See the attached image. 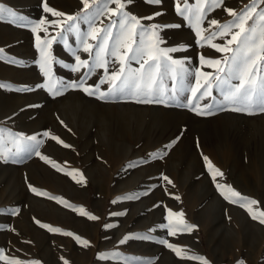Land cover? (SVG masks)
I'll use <instances>...</instances> for the list:
<instances>
[{"label": "rangeland", "instance_id": "rangeland-1", "mask_svg": "<svg viewBox=\"0 0 264 264\" xmlns=\"http://www.w3.org/2000/svg\"><path fill=\"white\" fill-rule=\"evenodd\" d=\"M46 2L65 16L44 13L43 0H0V4L31 21L44 18L59 23L68 16L80 17L61 26L78 25L85 35L89 31L85 15L96 28H106L117 21L108 11L116 8L110 0H89L87 9L81 0ZM177 3L184 7V0H162L159 6L135 0L125 8L138 18L156 11L162 13L154 21L142 20L146 26L157 21L182 25L159 33L163 39L160 47H179L173 58L188 69V74L178 76L176 81L177 89L183 88V93L167 105L137 103L125 96L100 100L80 89H66L53 97L46 89L36 87L43 82L37 63V34L31 26L0 21V49L19 62L10 65L0 61V82L11 85V89H0V152L9 154L7 161L0 159V249L6 258L0 259V264L11 259L22 264H199L178 258L159 240L180 247L182 256H202L209 264H264V224L219 194L203 159L207 156L223 172L219 183L257 200L258 209L264 210V112L253 109L249 114L224 108L227 85H214L211 95L199 101L201 107L213 105L209 115H196L182 106L191 97L188 89L195 86L197 69L215 75L214 69L201 66L199 56L221 59L224 54L196 43L198 37L188 21L176 12ZM251 3L252 0H223L222 7L206 6L202 27L214 31L215 26L208 23L211 19L220 24L233 20L225 7L240 13ZM187 5L195 8L196 0H187ZM261 9L264 5L258 4L257 11ZM252 24L248 21L249 26ZM46 27L56 37L51 50L60 63L53 65L54 77L69 83L86 79V86L98 85L105 76L103 69L97 68L85 77L87 69L73 73L63 67L73 64L74 58L57 35L61 29L51 24ZM118 31V27L113 28V39ZM38 34L42 38L45 35ZM63 35L73 50L79 47L75 33ZM99 39L89 37L88 42L95 45ZM136 40L138 44L139 37ZM223 42L219 38L213 41ZM112 43L109 41L110 48ZM78 54L92 65L95 49L91 56L82 50ZM106 59L110 73L119 68L111 55ZM129 64L132 69L140 68L135 60ZM259 76H264V71H258ZM164 83L171 89L172 81L167 76ZM108 87L107 83L100 85L102 91ZM22 88L29 91L15 90ZM46 131L49 137L43 136ZM20 135L42 139L40 153L62 170L57 171L28 150V143L21 145L26 149L21 157H12L10 152L16 150L14 137ZM51 136L70 147L56 143ZM69 172L82 174L84 183L77 184L65 174ZM79 174L76 179H80ZM30 185L46 195L34 194ZM128 196L136 199H125ZM176 196L180 199L176 200ZM49 197L58 198L60 203ZM80 209L87 215H81ZM13 210L15 215L11 214ZM169 210L182 211L184 220L197 227L191 233L169 236L167 229L159 227L168 223ZM88 215L98 219L89 220ZM41 224L48 227L42 228ZM109 224L111 228L106 227ZM68 232L72 235L64 234ZM143 234L152 240L131 239L120 244L124 236ZM77 236L80 241L75 239ZM85 240L87 245L83 244Z\"/></svg>", "mask_w": 264, "mask_h": 264}, {"label": "snow or ice", "instance_id": "snow-or-ice-1", "mask_svg": "<svg viewBox=\"0 0 264 264\" xmlns=\"http://www.w3.org/2000/svg\"><path fill=\"white\" fill-rule=\"evenodd\" d=\"M81 2L85 9H87L89 0H81ZM110 2L115 4L116 8L108 11L112 16L117 17V21L110 22L106 28H96L88 16L85 15L83 20L89 24V31L86 35L80 33L78 25L68 24L66 28L61 26L68 21L80 19V17L68 16L66 21H60L59 23L44 18H41L39 21H31L23 15L18 14L11 7L3 4H0V21L6 20L19 27L31 26V31L37 34L35 37V47L39 52L40 59L37 63L43 77V82L36 85V87L46 89L53 97L59 96L66 89H80L87 95L94 96L100 100H108L115 96H125L134 99L137 103L143 104L167 105L170 102H176L178 95L184 91L183 88L177 89V78L178 76L183 77L188 74V69L181 60L173 58L172 54L179 51V47H160L163 39L159 33L167 28L179 29L182 25L161 24L157 21L146 26L142 23V20L154 21L162 13L156 11L154 15L138 18L137 15L130 14L129 11L125 10L126 6L135 3V0H110ZM145 3L149 6H159L162 0H145ZM258 4L264 5V0H252L251 5L246 6L240 13L225 7L224 10L229 16L233 17V20L220 24L216 19H211L208 23L211 26H215L216 30L209 31V29L202 27L207 10L206 6L210 8L222 7L223 0H196L195 8L188 7L187 0H184L183 8L177 3L176 12L184 20L188 21L189 26L195 32L196 37H198L196 43L201 47H204L206 44L217 53L224 54L221 59H209L202 54L199 56L201 66L214 69L215 75L197 69L195 73V86L188 89L191 92V97L186 104L182 105L183 107L190 108L196 115H209L211 114L213 105L209 104L201 107L199 101L211 95L214 85L216 87L227 85L228 90L224 92L223 96L224 108H230L234 112H248L249 114H251L253 109L264 112V76L257 77L258 71H264V9L257 11ZM105 7L107 9V6ZM42 8L44 13H51L52 16H65V13L55 11L49 7L46 0H43ZM248 21H253V24L249 26ZM50 24L61 29L57 35L64 41L66 48L74 58L73 64H64L63 67L69 68L73 73L80 72L81 69H87L88 71L84 73L85 77L91 75L97 68L103 69L105 76L100 80L98 85L86 86V79L69 83L54 77L53 65L60 62L55 60L52 55V44L56 40V37L51 36L48 32L46 25ZM117 27L119 31L113 39L112 30ZM233 29H238V31H233ZM39 32L45 34L43 38L38 34ZM64 32L75 33L79 44L76 50L72 49L67 37L63 35ZM205 32H209V34L205 35ZM229 36L231 38L226 39ZM89 37L92 40L100 39L97 44L93 45L88 42ZM137 37H139L138 44ZM217 38L224 42L219 44L213 43ZM109 41H113L111 48ZM134 44L137 46L133 47ZM94 49L95 58L92 65L89 64L88 60L81 59V56L78 54L82 50L91 56ZM108 55L114 58V63L119 64V68L111 73L109 72L108 61L106 59ZM131 60L139 63L140 68L132 69L129 64ZM0 61L10 65L19 63L15 58L7 56L4 49H0ZM165 76L172 81L171 89L164 83ZM201 77L203 80H201ZM228 77L236 80L237 83H231ZM105 83L109 87L107 91H102L100 85ZM0 89H11V85L0 82ZM15 90L29 91L28 88ZM43 136L49 137L50 133L46 131L43 133ZM51 139L55 140L58 144H62L65 148L70 147L58 137L51 136ZM13 143L16 146V150L10 152L12 157H21V153L26 150L21 145L28 143V150L39 156L41 160L46 164H50L57 171L62 170L49 157L40 153L39 147L44 141L38 139L37 136H15ZM152 156L159 158L156 154H152ZM0 159L7 161L9 154L0 152ZM203 159L219 194L229 203L238 204L241 208H244L253 220H259L261 224H264V210L258 209L259 202L255 199L242 196L230 185L219 183L218 177L222 178L223 172L219 168H216L207 156H204ZM131 166L129 165V167ZM65 174L71 176L77 184L84 183L82 174L76 173L80 175V179H76V174L72 172ZM162 179L167 181L168 184H172V181L167 176H163ZM29 187L38 196L46 195V193H41L31 185ZM49 198L60 203L56 197ZM174 198L176 200L180 199L179 196ZM125 199H136V197L128 196ZM254 206H256L257 210H254ZM79 211L81 215H87L83 209ZM11 214L15 215L16 210H13ZM166 218L168 219V223L162 224L159 227L167 229L168 235L172 237H176L178 232L180 234L191 233L197 227L188 224L184 220V213L182 211L174 212L169 210ZM88 219L95 221L98 218L94 215H88ZM40 226L42 228L48 227L44 224ZM106 227L111 228L112 225L109 224ZM50 231L59 232V229H50ZM64 234L68 236L72 235L70 232ZM75 239L80 241L79 236L75 237ZM131 239L149 241L152 240V237L147 234L124 236L120 240V244H124ZM158 242L173 251L178 258L196 260L199 261V264H209L206 258L202 256H182V249L174 246L167 240H159ZM83 244L87 245L88 241H83ZM2 253L3 250L0 249V259H6ZM6 264H22V262L17 259H11L6 260ZM33 264H36V262H33ZM148 264H151V262L149 261ZM238 264H243V261H239Z\"/></svg>", "mask_w": 264, "mask_h": 264}]
</instances>
